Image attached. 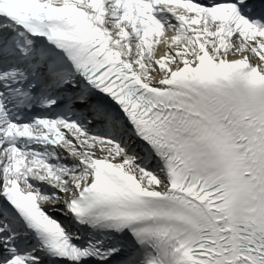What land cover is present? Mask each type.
<instances>
[{
    "label": "snow or ice",
    "instance_id": "obj_1",
    "mask_svg": "<svg viewBox=\"0 0 264 264\" xmlns=\"http://www.w3.org/2000/svg\"><path fill=\"white\" fill-rule=\"evenodd\" d=\"M0 264H264V0H0Z\"/></svg>",
    "mask_w": 264,
    "mask_h": 264
}]
</instances>
